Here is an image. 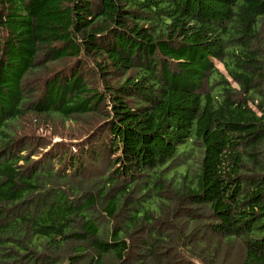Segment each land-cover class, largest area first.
<instances>
[{
	"label": "trees",
	"instance_id": "16d2710c",
	"mask_svg": "<svg viewBox=\"0 0 264 264\" xmlns=\"http://www.w3.org/2000/svg\"><path fill=\"white\" fill-rule=\"evenodd\" d=\"M0 264H264V0H0Z\"/></svg>",
	"mask_w": 264,
	"mask_h": 264
},
{
	"label": "rangeland",
	"instance_id": "374dc122",
	"mask_svg": "<svg viewBox=\"0 0 264 264\" xmlns=\"http://www.w3.org/2000/svg\"><path fill=\"white\" fill-rule=\"evenodd\" d=\"M53 67L59 68L61 64H56ZM100 122L101 119L97 116L78 117L77 120L66 123L56 120H48L46 123L34 120L30 123L28 130L35 131L40 136L47 137L48 140L52 138L53 141L65 139L66 142L72 144L89 142L98 146L99 149L103 148V151L110 142V137H108L107 130L105 131L103 128L98 130Z\"/></svg>",
	"mask_w": 264,
	"mask_h": 264
}]
</instances>
